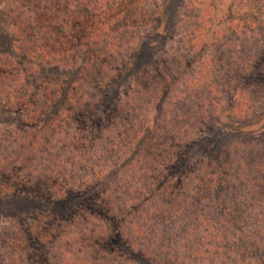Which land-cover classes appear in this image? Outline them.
Returning <instances> with one entry per match:
<instances>
[{
	"label": "rangeland",
	"instance_id": "374dc122",
	"mask_svg": "<svg viewBox=\"0 0 264 264\" xmlns=\"http://www.w3.org/2000/svg\"><path fill=\"white\" fill-rule=\"evenodd\" d=\"M261 171L264 0H0V264H264Z\"/></svg>",
	"mask_w": 264,
	"mask_h": 264
},
{
	"label": "trees",
	"instance_id": "16d2710c",
	"mask_svg": "<svg viewBox=\"0 0 264 264\" xmlns=\"http://www.w3.org/2000/svg\"><path fill=\"white\" fill-rule=\"evenodd\" d=\"M78 5L81 7V2H77ZM92 11H96V9H93ZM40 50V49H39ZM202 65L198 68V71L196 73H192L188 78H186V80L183 82V96L179 97V98H174V95H172L169 99H168V105H174L175 108L179 107L180 105L183 106L185 104V102H192L191 99H195V98H200V96H203V94H205V92L207 93V95H209V93L211 92V88L212 86V82H209L207 80H204V78L200 77L201 71H202ZM205 69H207V67H205ZM166 83H164L165 85ZM182 94V93H181ZM241 110H239L240 112ZM200 113V112H199ZM185 136V135H184ZM136 138V136H135ZM200 142V141H198ZM248 158V160H253V156L252 155H248L246 156ZM258 158V156H256ZM182 157L179 156V163L181 164L182 162ZM259 167V166H258ZM264 172V171H261ZM260 172H257V174H259ZM262 178L264 179V174H262Z\"/></svg>",
	"mask_w": 264,
	"mask_h": 264
}]
</instances>
